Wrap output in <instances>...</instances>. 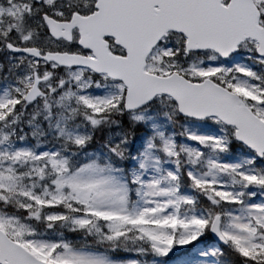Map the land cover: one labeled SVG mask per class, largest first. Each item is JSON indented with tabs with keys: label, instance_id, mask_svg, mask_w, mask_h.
Wrapping results in <instances>:
<instances>
[{
	"label": "snow or ice",
	"instance_id": "1",
	"mask_svg": "<svg viewBox=\"0 0 264 264\" xmlns=\"http://www.w3.org/2000/svg\"><path fill=\"white\" fill-rule=\"evenodd\" d=\"M0 264H264V0H0Z\"/></svg>",
	"mask_w": 264,
	"mask_h": 264
}]
</instances>
